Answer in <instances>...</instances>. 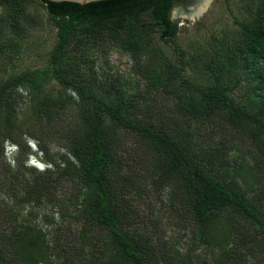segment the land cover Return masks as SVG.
<instances>
[{
  "label": "trees",
  "instance_id": "16d2710c",
  "mask_svg": "<svg viewBox=\"0 0 264 264\" xmlns=\"http://www.w3.org/2000/svg\"><path fill=\"white\" fill-rule=\"evenodd\" d=\"M187 1L103 0L81 5L0 0V53L14 49V40L34 32L45 15L56 28L47 66L0 81V157L6 142L16 146L13 174L20 176L23 186L21 202H39L53 195L54 182L73 181L80 222L104 236L102 243L110 248L115 264L154 263L146 258L151 250L145 240L126 229L129 212L119 188L123 176L118 158L125 146L124 132L141 139L137 156L151 178L169 183L181 195L200 236L210 235L220 218L229 227L228 237L241 234L243 226L236 218L246 228L264 233V190L259 202H254L241 185L238 171L230 168L226 146L202 152L195 135L199 124L210 122L246 137L261 156L257 165L264 178L263 115L235 102L219 84L190 83L155 44L156 35L161 41H174L179 28L171 12ZM242 30L234 58L244 60L257 89L264 93V0ZM82 38L111 40L133 58L148 61L147 78L153 89L174 99L170 113L161 112L157 101L141 103L126 95L114 82L101 87L86 82L85 60L72 54L73 46H86ZM53 83L61 88L56 93L48 89ZM66 109L70 113L63 115ZM25 138L38 143L52 169L36 172L20 163L19 154L28 149ZM53 142L66 153L58 161L48 158V145ZM19 193L9 191L18 204ZM49 251L42 230L21 222L9 203H0V264H42L48 261Z\"/></svg>",
  "mask_w": 264,
  "mask_h": 264
},
{
  "label": "rangeland",
  "instance_id": "374dc122",
  "mask_svg": "<svg viewBox=\"0 0 264 264\" xmlns=\"http://www.w3.org/2000/svg\"><path fill=\"white\" fill-rule=\"evenodd\" d=\"M259 4L260 0H212L207 10L195 20L176 14L174 9L183 4L178 5L171 12V19L179 28L174 41L164 42L156 35L155 44L182 70L184 79L198 87L219 84L228 89V95L235 102L264 117V93L257 89L244 60L234 58L236 47L243 38L242 25L253 21ZM82 39L86 46H73L72 54L85 60L86 82L99 87L114 82L126 95L138 98L141 103L157 101L160 111L168 114L174 99L153 89L147 78L148 61L133 58L111 40ZM55 44L54 22L45 15L43 24L34 32L14 40V49L0 53V81L18 72L47 66ZM48 89L56 93L61 88L53 83ZM23 90L19 93L23 94ZM69 113L66 109L63 115ZM195 135L201 142L199 150L202 152L212 146H226L230 168L238 171L248 197L259 202L264 190V178L257 165L261 156L250 140L229 127L210 122L199 124ZM123 139L125 146L119 151L118 158L122 161L119 172L123 176L119 188L129 212L126 229L145 240L151 250L147 259L153 264H264L262 231L246 228L236 218L243 226L241 234L235 232L228 237L229 227L220 218L212 225L210 235L200 236L181 195L169 183H159L151 178L152 173L137 156L141 139L132 132H124ZM25 140L28 149L19 154L20 163L36 172L52 169L45 167L41 171L36 165H29L32 157L39 164L47 166L48 163L38 143L31 138ZM48 146L50 159L58 161L66 154L56 142ZM4 148L5 154L0 157V203H9L18 212L21 222L42 230L50 247L49 259L42 264H115L110 248L102 243L104 236L80 222V203L74 199V182L61 179L54 182L51 197L39 202H21L23 186L19 184L20 176L13 174L18 151L10 142H6ZM14 182L18 184L13 185ZM10 190L20 191L17 197L20 204L9 197Z\"/></svg>",
  "mask_w": 264,
  "mask_h": 264
},
{
  "label": "bare ground",
  "instance_id": "6f19581e",
  "mask_svg": "<svg viewBox=\"0 0 264 264\" xmlns=\"http://www.w3.org/2000/svg\"><path fill=\"white\" fill-rule=\"evenodd\" d=\"M212 0H190L186 4L174 9L175 13L181 16H186L191 20L201 17L207 10Z\"/></svg>",
  "mask_w": 264,
  "mask_h": 264
},
{
  "label": "water",
  "instance_id": "95a60500",
  "mask_svg": "<svg viewBox=\"0 0 264 264\" xmlns=\"http://www.w3.org/2000/svg\"><path fill=\"white\" fill-rule=\"evenodd\" d=\"M49 1H51V2H72V3H77V4L84 5V4H87V3L98 2V1H103V0H49ZM188 1H190V0H188ZM183 4H185V3H183ZM179 5H181V4H179ZM176 6H178V5H176Z\"/></svg>",
  "mask_w": 264,
  "mask_h": 264
},
{
  "label": "clouds",
  "instance_id": "9594fccd",
  "mask_svg": "<svg viewBox=\"0 0 264 264\" xmlns=\"http://www.w3.org/2000/svg\"><path fill=\"white\" fill-rule=\"evenodd\" d=\"M32 147L35 148L36 145L32 144ZM29 165H36L41 171H43L45 169V167H51V165H44V164H39L36 160L35 157L30 158V160L28 161Z\"/></svg>",
  "mask_w": 264,
  "mask_h": 264
}]
</instances>
